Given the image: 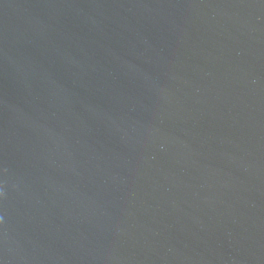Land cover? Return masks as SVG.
<instances>
[{
  "label": "water",
  "instance_id": "obj_1",
  "mask_svg": "<svg viewBox=\"0 0 264 264\" xmlns=\"http://www.w3.org/2000/svg\"><path fill=\"white\" fill-rule=\"evenodd\" d=\"M0 264H264V0H0Z\"/></svg>",
  "mask_w": 264,
  "mask_h": 264
}]
</instances>
